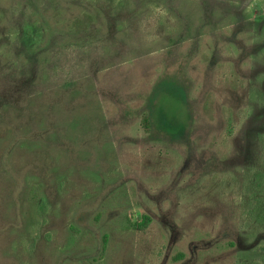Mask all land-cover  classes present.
Here are the masks:
<instances>
[{"label":"rangeland","instance_id":"1","mask_svg":"<svg viewBox=\"0 0 264 264\" xmlns=\"http://www.w3.org/2000/svg\"><path fill=\"white\" fill-rule=\"evenodd\" d=\"M263 248L264 0H0V264Z\"/></svg>","mask_w":264,"mask_h":264},{"label":"trees","instance_id":"2","mask_svg":"<svg viewBox=\"0 0 264 264\" xmlns=\"http://www.w3.org/2000/svg\"><path fill=\"white\" fill-rule=\"evenodd\" d=\"M144 122L146 126L148 125L147 129H149V117L148 116L144 119ZM128 221H129V224H126L127 228L144 229L149 225L151 221V217L148 215H145L140 221H135V222H132L131 220H128ZM106 239H107V236H105V242H106ZM262 260L264 261V248H263Z\"/></svg>","mask_w":264,"mask_h":264}]
</instances>
